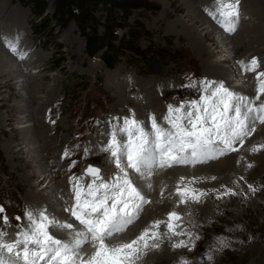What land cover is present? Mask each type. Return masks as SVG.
Masks as SVG:
<instances>
[{
    "label": "rangeland",
    "instance_id": "rangeland-1",
    "mask_svg": "<svg viewBox=\"0 0 264 264\" xmlns=\"http://www.w3.org/2000/svg\"><path fill=\"white\" fill-rule=\"evenodd\" d=\"M9 1L0 0V205L10 226L0 224V229L13 239L18 231L14 217L23 216L25 207H46L49 214L67 219L61 197H70L69 177L81 176L88 162L102 166L108 176L114 166L107 155H85L86 147L107 141L101 135L108 132L105 121L131 111L145 124L152 113L161 121L169 104L199 98L195 90L182 87L189 77L228 84L222 76L231 73L242 82L235 91L255 97L257 74L264 71V0H239V12H244L232 34L219 23V5L226 10L228 0H190L191 6L188 0ZM42 18L47 21L41 24ZM154 54L165 63L161 74L144 61ZM253 55L260 67L244 75L237 62L247 63ZM153 97L157 105H149ZM261 145L264 125L257 124L243 146L237 145L238 152L219 159L230 156L228 167L179 166L194 170L176 167L174 174L154 176L148 193L152 203L121 238L135 239L175 210L185 226H198L193 230L200 239L190 251L174 250L161 224L159 247L145 250L136 264H182L184 259L190 264H264ZM189 181L206 195L199 203L179 204L176 189ZM228 189L239 194L225 195Z\"/></svg>",
    "mask_w": 264,
    "mask_h": 264
},
{
    "label": "snow or ice",
    "instance_id": "snow-or-ice-1",
    "mask_svg": "<svg viewBox=\"0 0 264 264\" xmlns=\"http://www.w3.org/2000/svg\"><path fill=\"white\" fill-rule=\"evenodd\" d=\"M225 8L219 23L232 34L240 18L239 0H228ZM19 59L24 56L19 55ZM237 63L242 73L256 72L260 67L256 57ZM257 81L256 95L249 97L230 89L222 80L202 78L197 82L189 77L182 87L195 90L199 98L169 104L161 121L152 113L145 124L134 111L129 116L105 121L108 132L101 135L107 136V141L98 142L95 148L86 147L85 155L105 154L114 168L105 177L99 167L89 165L81 176L69 177L71 195L68 199L61 197L67 219L49 214L46 207H25L23 216L14 217L18 228L14 239L0 229V264H136L145 250L159 247L161 224H166L163 235L174 241V250H192L200 239L193 230L198 226L191 222V227L185 226L175 210L168 213L167 221H154L135 239L125 241L121 237L140 219L145 206L152 203L148 193L153 190L155 175L179 166L204 165L238 152L237 145L243 146L257 124L264 125V71L257 74ZM96 124L100 126L101 122ZM68 154L66 150L62 158ZM72 167L75 161L69 170ZM85 177L89 178L86 185ZM192 183L177 187L179 204L199 203L206 195L191 187ZM249 190L255 189L250 185ZM224 194L239 193L228 189ZM0 224L10 226L3 205ZM57 234H66L67 238ZM182 264L190 261L184 259Z\"/></svg>",
    "mask_w": 264,
    "mask_h": 264
},
{
    "label": "bare ground",
    "instance_id": "bare-ground-1",
    "mask_svg": "<svg viewBox=\"0 0 264 264\" xmlns=\"http://www.w3.org/2000/svg\"><path fill=\"white\" fill-rule=\"evenodd\" d=\"M4 1H7V2H10L9 0H4ZM186 3V2H185ZM19 5V4H18ZM187 6H191V1L190 0H188L187 1ZM6 7H1V9H5ZM179 9H180V7H178ZM196 16V15H195ZM195 19V18H194ZM47 21V20H46ZM196 22V21H195ZM1 27V26H0ZM195 33H198V32H195ZM194 33V35H193V37L196 39V41L198 42L199 40H200V36H197L196 34ZM245 31L243 32V34H241L240 36H244L245 35ZM216 34V33H215ZM247 35V34H246ZM251 36V35H250ZM229 45H230V43H228ZM204 50H206V46H204V48H203ZM203 50H201V52H202ZM230 52V51H229ZM6 56H7V54H6ZM12 60V59H11ZM13 61V60H12ZM217 62V61H216ZM13 63H14V61H13ZM19 66V65H18ZM15 67V66H14ZM117 77V76H116ZM113 78H114V76H113ZM222 79H227L228 80V85H230V86H235L236 85V87H238L239 89H240V86H241V84H242V82H241V79H238V78H236L235 76H233V74H231V73H227V74H225V75H223L222 76ZM113 82H115V81H117V80H112ZM6 85H8L9 84V81H5L4 82ZM238 89V90H239ZM242 90V89H241ZM244 94V93H243ZM16 95H18V94H16ZM152 103H155L156 105H157V100L153 97V102L152 101H150L149 102V105H152ZM147 107L149 108V106L147 105ZM8 148V150H10V152H11V147L10 146H8L7 147ZM264 152V151H263ZM263 158H264V154H262L261 155ZM217 163V164H216ZM231 164V157L230 156H228V157H226V158H224V159H221V160H219V161H216V162H213V163H211V164H209V165H200V166H198L196 169L198 170V169H201V168H208V167H210V166H216V167H218V168H226V167H228L229 165ZM179 168H187L188 169V171L189 172H193V170L194 169H192V168H190V167H179ZM176 168H173V169H171V170H166V171H163V172H161V173H159V178L157 177L158 175H155L156 177H157V180L158 179H161V178H163V177H166L167 176V174H170V173H172V174H174V170H175ZM228 169V168H227ZM190 173V174H191ZM59 214V213H58ZM58 216V215H57ZM126 235V234H125ZM127 236H129V235H127Z\"/></svg>",
    "mask_w": 264,
    "mask_h": 264
},
{
    "label": "water",
    "instance_id": "water-1",
    "mask_svg": "<svg viewBox=\"0 0 264 264\" xmlns=\"http://www.w3.org/2000/svg\"><path fill=\"white\" fill-rule=\"evenodd\" d=\"M145 32L149 36H153L154 35V33L150 29H146ZM144 60H145V62L150 64V67L154 71L161 72L163 70V61L158 57V55H156V54H154L152 56L146 55V56H144ZM89 165H92V164H89Z\"/></svg>",
    "mask_w": 264,
    "mask_h": 264
},
{
    "label": "trees",
    "instance_id": "trees-1",
    "mask_svg": "<svg viewBox=\"0 0 264 264\" xmlns=\"http://www.w3.org/2000/svg\"><path fill=\"white\" fill-rule=\"evenodd\" d=\"M39 13H40V12H39ZM39 13H38V14H39ZM45 20H46V18H45V19L42 18V22H41V24H42ZM45 22H46V21H45ZM45 22H44V23H45ZM56 22H57V21H56ZM109 58H110V57H109ZM109 58L107 59V63L109 62L108 65H111L110 62H112V61H111V59H109ZM105 61H106V60H105Z\"/></svg>",
    "mask_w": 264,
    "mask_h": 264
}]
</instances>
